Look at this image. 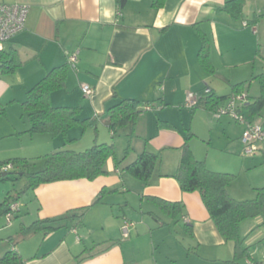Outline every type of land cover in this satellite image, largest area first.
I'll return each mask as SVG.
<instances>
[{
  "label": "crops",
  "instance_id": "crops-1",
  "mask_svg": "<svg viewBox=\"0 0 264 264\" xmlns=\"http://www.w3.org/2000/svg\"><path fill=\"white\" fill-rule=\"evenodd\" d=\"M250 1L244 0L242 19L236 20L219 10L224 0H165L159 9L151 7V0H129L121 10L115 0H0L28 7L24 30L4 48L6 52H16L20 65L11 74L0 73V77L9 75L18 83L7 85L0 94V163L25 159L27 163L19 166L24 171L37 161L43 160L45 164L46 158L59 150L83 152L98 144L114 146V157L106 161V175L93 181L41 184L25 192L23 200L17 201L21 210L13 217L24 214L26 218L8 236L7 245L0 246V257L14 247L26 264H75L79 259L78 264H161L153 258L155 249L164 242L161 232L182 223L190 229L193 244L185 248L176 242L185 262L190 257L203 262L221 259L201 253L205 247L222 250L229 243L218 234L200 194L182 192L171 175L176 172L181 148L189 137L193 156L204 162L208 170L236 176L233 169L238 168L251 174L250 194L264 186V171L251 173L260 158L238 156L243 125L233 123L229 116L215 119L208 110L185 105L187 94L192 93L197 100L212 95L224 98L219 104L222 106L240 84L247 98L260 96L254 64L261 36L255 26L262 27L264 19L258 21L263 10H256L254 19L249 20ZM255 1V7L262 6L263 0ZM202 40L207 68L199 59ZM70 56H75L74 66H69L63 86L50 93L49 103L54 108H77L78 119L86 121V126L72 127L64 136L29 134L21 106L26 92L50 70L68 63ZM255 82L257 95L251 97L249 91ZM83 84L92 88L90 96L82 93ZM4 99L8 101L6 106ZM122 100L139 102L141 113L133 126L113 134L108 128L107 110ZM244 115L251 122L261 119L258 124L264 125L263 110L256 118L246 111ZM217 131V138L224 143L219 155L211 153L217 149L213 142ZM128 145L131 150L126 158L130 155L136 158L143 150L160 155L147 185L115 166L124 158ZM259 154L264 157V150ZM102 189L109 192L100 203L93 204ZM229 192L234 200L245 201ZM158 201L179 204L176 209L179 215L174 218L163 214ZM121 205L126 209L136 206L138 214L133 220L128 218L119 209ZM81 212L80 224L76 219H66L61 223L63 226L46 236L39 231L20 235L22 228L35 221ZM126 218L135 224L132 223L128 236L123 237ZM252 224L251 227H261L258 232L264 236V217L252 219ZM92 225H99L104 235L88 248L82 237L92 235ZM247 231L242 235L243 245L248 243L244 236ZM140 236L144 237L143 247L151 251L142 259L126 252V247H140ZM189 247L195 253L184 250ZM227 250L228 255H233L230 247ZM259 254L260 263L251 258L253 264H262L264 247H256L252 255ZM179 255L166 260L169 264H181Z\"/></svg>",
  "mask_w": 264,
  "mask_h": 264
},
{
  "label": "trees",
  "instance_id": "trees-1",
  "mask_svg": "<svg viewBox=\"0 0 264 264\" xmlns=\"http://www.w3.org/2000/svg\"><path fill=\"white\" fill-rule=\"evenodd\" d=\"M115 1L118 5V10H121L129 0ZM164 3L165 0H151V7L159 9ZM243 7L244 0H224L219 10L227 13L233 19L239 20L242 19ZM201 43L202 47L199 52V59L202 65L207 68L206 46L203 40ZM19 65L20 62L15 51L10 50L6 52L3 50L0 53V73L11 74ZM68 69V63L53 68L34 87L26 92L25 101L21 106L29 124V134L48 133L51 136H64L72 127L78 125L86 126V121L78 119L79 111L77 108H54L49 103L50 93L63 86ZM255 78L260 85V96L247 98V103L243 108V111H246L253 118L259 117L264 108V74L258 75ZM242 85L235 86L232 95L243 93ZM223 100L224 98L214 97L213 95L208 96L205 100H197V104L193 108H203L213 113L220 107L219 104ZM140 106V103L135 100H122L110 107L107 110L109 130L115 134L118 129H124L129 125L133 126L136 118L141 113ZM189 140L188 137L181 148V157L176 172L171 177L178 182L182 192H198L200 194L202 203L218 234L224 241L233 244L232 258L223 262V264H238V259L242 256L250 257L248 248H245L243 245L244 241L239 229L240 224L247 219H254L258 216L264 217V186L255 189V197L251 200H234L228 194L227 186L235 175L208 170L204 162L196 160L193 156L189 147ZM130 150V146L128 145L124 158L117 161L115 166L116 168H122V171L127 172L134 179L147 185L160 162V155L159 153L143 150L131 163L120 167L123 165L122 163ZM110 157H114V146L112 144H98L83 152L65 149L56 151L46 158L44 168L37 172L19 170V166L21 167L27 163L25 159L8 160L0 163V167L11 164L12 169L4 173L6 174L4 177H2L3 173H0V183L15 180L18 174L11 173L15 169H18L19 172L27 176V189L29 190L41 184L57 181L77 179L93 181L107 174L105 165ZM108 192L109 190L102 189L93 204L100 203L104 194ZM18 199V194L16 197H11L8 193L4 201L0 203V216L6 215L9 212V207L13 203H17ZM157 204L163 214L167 216L171 215L174 218L179 215V211L178 213L176 211L179 204L163 201H158ZM82 217L83 212L80 214L70 213V215L62 218L35 221L30 226L22 228L20 235L26 236L39 231L46 236L63 226L61 223L66 219H76L77 224H80ZM189 230L185 226V231L191 237ZM12 248L0 257V264H26L15 251L14 247ZM79 262L80 259L75 264Z\"/></svg>",
  "mask_w": 264,
  "mask_h": 264
},
{
  "label": "rangeland",
  "instance_id": "rangeland-1",
  "mask_svg": "<svg viewBox=\"0 0 264 264\" xmlns=\"http://www.w3.org/2000/svg\"><path fill=\"white\" fill-rule=\"evenodd\" d=\"M262 6L255 7L256 1L255 0H251L248 3V15H249V20L252 21L254 19V13L256 12V10H263V14L262 16H260L258 18V21L262 18L264 19V0L261 2ZM258 8V9H256ZM246 18V16H245ZM255 29L258 33V35H260V47H259V56L256 59V63L254 64L255 68H256V73L257 75L259 74H264V21L262 24V27L255 26ZM258 82V80H257ZM257 82L253 83L252 88L249 91V94L251 97L256 96V90H257ZM17 81H15L11 76H2L0 77V94L4 92V89L7 85H17ZM250 85V83H248ZM5 85V86H4ZM6 100V99H4ZM0 102H2V100L0 99ZM7 100L5 101V103H3L5 106L7 105ZM263 115H264V108H263ZM227 117V116H223V119ZM229 118V117H228ZM17 119V117H16ZM233 123H237L235 122L233 119H231ZM258 121L261 119H257ZM250 121V120H249ZM258 121H254V123H258ZM259 121V122H260ZM232 125H235L233 124ZM238 124V123H237ZM238 126H241L240 124ZM219 135V132L217 131L214 136H213V142H214V146L217 147L216 150L211 151V153H216L219 155V148H222L224 146V143H221V140H219L217 138V136ZM240 141H241V136H240ZM120 143V141L118 142ZM242 148H241V154L238 155L240 158L244 159V158H260L258 165L256 166V168L251 172V173H260L262 171H264V157L261 156L259 153L264 150V143H261L259 146L261 147V149L256 152L253 156H244L243 155V149H244V145L242 144ZM118 147V146H117ZM125 147V146H124ZM121 149H118V156L120 158H122V152H120ZM232 154V152H230ZM214 155V154H213ZM134 155H130L128 158H126L123 161V166L129 164L132 160H133ZM223 159V158H221ZM44 166V161L40 160L37 161L35 163H32L28 169L29 172H37L39 170H41V168ZM227 170V169H226ZM231 170V169H228ZM233 172H236V176L230 181V183L227 186L228 191L230 190V192H232V194H238L241 199L243 200H251L252 198L255 197V193L254 191H251L250 194V190H248L249 184H251L249 182L250 180V175L251 174H246L247 172L245 171H239L240 169L235 168L233 169ZM236 170V171H235ZM18 169H15L13 171H11V173H18ZM28 181H27V176L26 175H22V176H17L16 175V179L15 180H9V181H5V182H1L0 183V189H2V197L0 199V203L2 202V200L4 199V196L7 192H9L11 197H16L17 194L19 196L18 201L21 202V200H23V196L25 194V192H28L29 189H27L28 187ZM24 192V193H23ZM229 192V193H230ZM231 195V194H230ZM122 196V194L120 195V197ZM233 196V195H232ZM25 198V197H24ZM128 198H130V200L134 201V197H131L130 194H128ZM123 199V198H121ZM120 210H123L124 214H126L128 216V218L130 219H134L133 216L135 214H138V209L136 208V206L132 205V207L129 206V208H125L123 207V205H121L119 207ZM21 209L18 207V210L15 212L19 213ZM118 210V207H117ZM160 215V214H159ZM158 215V216H159ZM161 217H163V215H160ZM159 216V217H160ZM138 219L140 220V215L137 216ZM26 218V216L24 214H21L17 217H13L10 225H7L5 222V215L0 216V246H3L4 244L7 245V238L8 236L11 235V233L14 230H17L18 228V224L22 221H24V219ZM164 218V217H163ZM130 219H127V221L134 223V221H131ZM31 218H28L27 221L31 222ZM136 220V219H135ZM13 225V228H9L10 226ZM248 225H250L248 227ZM252 224V219H247L244 220L241 224H240V234L241 236L243 235V232L245 229H248V231L246 232V235H244L246 237V241H248V243H246L244 245V247H248V254L250 255V257L247 256H242L240 259H238V264H253L252 263V259L253 258L256 262L260 263V254L257 255L256 257H254L252 254L254 251H256V247H264V236H262V234H260L258 231L261 227H251ZM93 226V225H92ZM92 230V235L91 236H86V237H82L83 242L85 243L86 247L89 248L90 243H91V248L93 247V243L97 244L96 240H102L103 237V231L101 229V227H99V225L97 226H93L91 227ZM160 235V233H159ZM161 235L163 236L164 242L160 244L159 249L156 248L155 249V256L153 257L155 260L159 261L161 264H169V262L166 260V258H177V256L179 254H182V251L180 250V247L176 246V242L179 243L180 246L183 247H188V246H192L193 244L191 243V237L185 232V226L184 224L180 223L179 225L177 224H173L171 227V230H168V228H166V230L164 232H161ZM81 236V235H80ZM142 238L144 239V237L140 236L139 239V244L140 247L136 248V247H126V252L127 254H130L132 256H136V258L138 259H142L144 258V256L146 254L149 253V255L151 254V251L148 252V249H146V247H143V241ZM232 246V247H231ZM228 247H230L232 249L233 252V244L229 243ZM227 248H222V250H213L210 247H205L204 249H202L201 253L206 255V256H214V257H218L220 256L221 259L216 260V259H212L206 262H203L202 260H200L199 258H193L190 257L189 260H187L185 262L184 260V256H180L181 258H179V263L183 264H223V262H225L226 260H231L232 255H228V250L226 251ZM81 248H83V246L81 245ZM83 250V249H81ZM186 252L188 250V252L190 253H195V249L189 247L187 249H184ZM219 251V252H218ZM257 258V259H255ZM175 260V259H174ZM258 260V261H257ZM195 262V263H192Z\"/></svg>",
  "mask_w": 264,
  "mask_h": 264
},
{
  "label": "built area",
  "instance_id": "built-area-1",
  "mask_svg": "<svg viewBox=\"0 0 264 264\" xmlns=\"http://www.w3.org/2000/svg\"><path fill=\"white\" fill-rule=\"evenodd\" d=\"M28 15V7L21 4H4L0 2V53L4 50L6 43H8L13 37L21 33L25 28L26 18ZM247 26L246 23L243 24ZM75 56L68 58L69 66H74ZM82 93L86 96H90L93 92L92 88L88 85L81 86ZM247 103V95L244 93L231 95L219 108H217L212 114L215 119H219L222 116H229L238 124L243 125L244 130L241 135V142L244 145L243 155L253 156L260 150V144L264 143V125L249 121L245 115L243 108ZM197 99L192 93H188L186 97L185 105L189 108L195 107ZM148 110V107H145ZM12 169V165H4L0 167V173H6ZM18 210V204L13 203L9 207V212L5 215V221L7 225H10L13 215ZM132 223L125 220L122 227V236L127 237ZM264 264V258L262 259Z\"/></svg>",
  "mask_w": 264,
  "mask_h": 264
},
{
  "label": "water",
  "instance_id": "water-1",
  "mask_svg": "<svg viewBox=\"0 0 264 264\" xmlns=\"http://www.w3.org/2000/svg\"><path fill=\"white\" fill-rule=\"evenodd\" d=\"M6 176V174H2V177Z\"/></svg>",
  "mask_w": 264,
  "mask_h": 264
}]
</instances>
